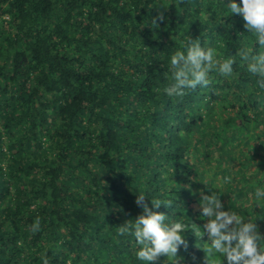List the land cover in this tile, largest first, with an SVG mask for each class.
Listing matches in <instances>:
<instances>
[{"label":"trees","instance_id":"trees-1","mask_svg":"<svg viewBox=\"0 0 264 264\" xmlns=\"http://www.w3.org/2000/svg\"><path fill=\"white\" fill-rule=\"evenodd\" d=\"M246 32L224 0H0V264H142L116 235L139 193L171 201L155 209L166 222L203 227L216 191L262 216L237 186L264 188V89L237 55L264 49ZM190 38L234 72L168 97ZM184 237L177 264H205L207 234Z\"/></svg>","mask_w":264,"mask_h":264},{"label":"clouds","instance_id":"clouds-1","mask_svg":"<svg viewBox=\"0 0 264 264\" xmlns=\"http://www.w3.org/2000/svg\"><path fill=\"white\" fill-rule=\"evenodd\" d=\"M224 4L228 14H239L243 18L246 33L254 35L259 48L264 49V0H224ZM237 55L246 62L248 73L256 77V84L264 89V51L241 47ZM235 63V58L221 59L215 48L203 46L199 38H190L170 55L169 84L163 92L168 97H182L188 90L207 87L211 72L231 77ZM145 195L139 193L136 200L142 214L117 227L116 233L117 237L135 239L136 260L142 264H154L161 255L167 257L165 264H177L180 247H187L184 233L189 228L197 237L208 236V246L202 247L207 253L205 264H264V234L256 223L258 217L264 216H242L238 205V210H225L221 195L216 191L203 195L200 201L202 218H207L203 227L187 223L188 219L166 222L165 213L155 209L162 204L172 207L171 201L151 198L150 207ZM248 198L256 207L258 201H264V188L253 189ZM39 229L37 220L31 230Z\"/></svg>","mask_w":264,"mask_h":264},{"label":"rangeland","instance_id":"rangeland-1","mask_svg":"<svg viewBox=\"0 0 264 264\" xmlns=\"http://www.w3.org/2000/svg\"><path fill=\"white\" fill-rule=\"evenodd\" d=\"M253 171H249V177H251L252 175H251V173H252ZM256 175V174H255ZM255 175H253V176H255ZM258 175H261V174H258ZM252 176V177H253ZM251 177V178H252ZM255 179V178H254ZM245 181V182H244ZM258 182L257 181H254V183H253V181L252 180H248L247 178L246 179H244V180H242L241 181V183H240V185H239V183H238V185L237 186H239L240 187V189L239 190H244V192H247L248 193V195H249V193H251L252 191H253V189H255V188H257L258 186H256V184H257ZM259 202H261V201H258L257 203L259 204ZM261 207H259V208H257V207H255V210L256 211H258L260 214H262V216H264V202L262 203L261 202ZM247 205L244 203V202H241L240 204H239V207H242L243 209L246 207ZM258 206V205H257ZM238 207V206H237ZM230 207L226 204L225 205V210H228ZM252 210L254 211V209L252 208ZM262 228H264V226H259V229H262ZM263 232H264V230L263 231H261V233L263 234ZM205 246H208L207 245V243L205 244ZM204 246V247H205ZM205 254L207 255V253L205 252ZM219 257H217V259H218Z\"/></svg>","mask_w":264,"mask_h":264}]
</instances>
